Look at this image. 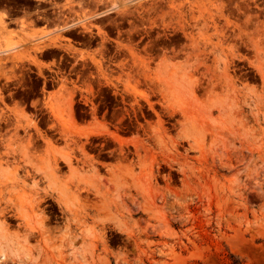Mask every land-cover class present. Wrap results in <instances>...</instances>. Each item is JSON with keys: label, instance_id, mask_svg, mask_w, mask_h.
Returning <instances> with one entry per match:
<instances>
[{"label": "rangeland", "instance_id": "1", "mask_svg": "<svg viewBox=\"0 0 264 264\" xmlns=\"http://www.w3.org/2000/svg\"><path fill=\"white\" fill-rule=\"evenodd\" d=\"M49 1L0 0V264H264V0Z\"/></svg>", "mask_w": 264, "mask_h": 264}, {"label": "flooded vegetation", "instance_id": "2", "mask_svg": "<svg viewBox=\"0 0 264 264\" xmlns=\"http://www.w3.org/2000/svg\"><path fill=\"white\" fill-rule=\"evenodd\" d=\"M35 2V7L37 6H41L43 7L40 12H45L47 15L43 16V15H39L38 17L34 18L35 22H39V21H43V22H48V21H52L54 19V17H52V15L54 14V10H53V6L51 5L49 0H34ZM65 4V0H62L59 5L63 6ZM6 6V4L4 5ZM10 10L13 11V13H18V12H22L21 10H18L16 7L14 6H10L9 7ZM2 11H4L2 9ZM1 12V11H0ZM2 15V19L5 17V14H1ZM23 18H27L24 15H20L18 17H13V18H8L9 23L10 24H14L17 20H21ZM84 28H86L83 25ZM68 30V29H67ZM116 33V31H115ZM92 38L93 40H95L97 37L96 36H87L85 32L79 30V31H75L72 33L71 37L67 38V40H69L70 42H72V46L75 49H81V46L86 44L87 39Z\"/></svg>", "mask_w": 264, "mask_h": 264}, {"label": "bare ground", "instance_id": "3", "mask_svg": "<svg viewBox=\"0 0 264 264\" xmlns=\"http://www.w3.org/2000/svg\"><path fill=\"white\" fill-rule=\"evenodd\" d=\"M3 257H4V253L2 251V253L0 254V258L3 259Z\"/></svg>", "mask_w": 264, "mask_h": 264}]
</instances>
